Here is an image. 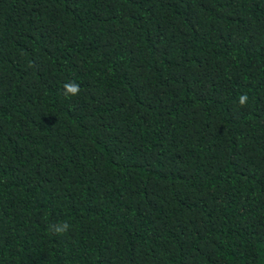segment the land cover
I'll list each match as a JSON object with an SVG mask.
<instances>
[{"label":"trees","instance_id":"16d2710c","mask_svg":"<svg viewBox=\"0 0 264 264\" xmlns=\"http://www.w3.org/2000/svg\"><path fill=\"white\" fill-rule=\"evenodd\" d=\"M0 264H264V0H0Z\"/></svg>","mask_w":264,"mask_h":264},{"label":"clouds","instance_id":"9594fccd","mask_svg":"<svg viewBox=\"0 0 264 264\" xmlns=\"http://www.w3.org/2000/svg\"><path fill=\"white\" fill-rule=\"evenodd\" d=\"M64 87V95L66 97H72V96H76L79 94L80 92V87L78 84H76L75 82H71V83H65L63 85ZM248 96L247 94H241L239 97H238V102H239V105L241 107L243 106H246L247 105V101H248ZM69 229V224L68 223H63V224H59V225H51L50 226V230L51 231H54L56 234H63L65 232H67Z\"/></svg>","mask_w":264,"mask_h":264}]
</instances>
